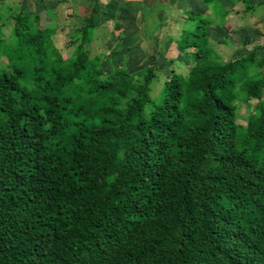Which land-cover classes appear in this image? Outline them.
Masks as SVG:
<instances>
[{"label": "trees", "instance_id": "16d2710c", "mask_svg": "<svg viewBox=\"0 0 264 264\" xmlns=\"http://www.w3.org/2000/svg\"><path fill=\"white\" fill-rule=\"evenodd\" d=\"M205 1L159 102L155 66L89 55L96 4L66 58L38 12L0 16V264H264V56L216 55Z\"/></svg>", "mask_w": 264, "mask_h": 264}, {"label": "rangeland", "instance_id": "374dc122", "mask_svg": "<svg viewBox=\"0 0 264 264\" xmlns=\"http://www.w3.org/2000/svg\"><path fill=\"white\" fill-rule=\"evenodd\" d=\"M216 1L218 5L219 1ZM56 3V0H0V16L4 18L11 12L19 10L38 12L42 28L46 26L47 22L57 28L52 36L53 42L62 57L66 58L73 53V46L68 45L69 31L80 26V15L92 14V1L83 2L81 12L79 9H74L72 14H69L67 8L64 9L63 6ZM136 6V4L128 5L127 11L130 15L135 11ZM168 6L170 4L157 3L149 8L142 3L139 15L136 12L134 17L124 19L119 14L107 11L105 16H101L98 20L103 24L99 29H94L93 40L88 44L90 56L102 54L101 65L105 72L120 65L126 66L130 72L149 64L155 66L158 72L152 82L150 94L156 102L161 99L162 85L170 75V69L174 68L176 72L186 74L187 68L191 65L187 50L180 49L177 45L181 30L180 20H177V25L174 26L173 22H176L173 21L174 18L170 17L165 20V17L161 19L157 17ZM50 8L52 10H48L49 14L51 11L53 14L49 17L52 18L54 15V19L48 18L46 15L45 10ZM188 13L184 12L181 15L184 21ZM218 13L214 12V16H217L214 24L223 27L225 18ZM162 22L165 24L160 26ZM230 22L236 26V30L226 32L222 28H218L216 33L210 35L211 46L216 51V55L223 60L233 59L245 50L255 47L256 58L264 56V5L254 6L248 13H244L240 18H233ZM115 23H121L122 27L117 28ZM9 29L10 27L4 29L7 35ZM220 39L227 41V44L219 43ZM242 42L246 44L244 45ZM262 71L264 73V67H262ZM249 111L250 109L245 106L240 108L243 115ZM238 122L244 124L245 120L241 119Z\"/></svg>", "mask_w": 264, "mask_h": 264}, {"label": "crops", "instance_id": "0c3cea01", "mask_svg": "<svg viewBox=\"0 0 264 264\" xmlns=\"http://www.w3.org/2000/svg\"><path fill=\"white\" fill-rule=\"evenodd\" d=\"M85 1H92V6L96 4L97 12L93 13L92 17L95 23V29H99L100 26L103 24L101 22H98L101 16H105V13L113 12L114 14H119L123 19L124 18H132L134 15L139 13L140 6L142 3L145 4L146 7L151 8L150 6L160 3L170 4L165 10H163L162 14H158L157 17L159 19L164 18L165 20L169 19L170 17L174 18L173 25H177V20L179 21V25L182 27L183 25V19L181 15L184 14V12H200V13H206L208 15H212L213 10L211 5L205 4V0H56V4H59L63 6V8H67V11H69V14H72L74 9H81V4ZM219 3L222 5V7L227 11L226 20L224 23V26H217L214 25L213 27H210L208 29V35L210 38V35L213 33H216V30L223 29L224 31L228 30H236V26H233L231 24L230 20L233 18H240L244 13H248L250 10L246 9V5L243 0H218ZM248 4H252L253 6H259L257 4L261 3L262 0H247ZM129 4H136L135 11L130 15L127 11ZM264 5V4H262ZM77 7V8H76ZM47 10H52L46 9ZM246 11V12H244ZM52 12V11H51ZM118 12V13H117ZM254 13V12H252ZM53 14V13H52ZM79 14V13H78ZM80 15V14H79ZM139 15V14H138ZM70 16V15H69ZM85 14L80 15V20L82 17H85ZM89 16V15H87ZM140 17V16H139ZM50 18V17H48ZM122 22V19H121ZM128 24V22H127ZM165 23L162 22V25ZM161 25V26H162ZM124 27V26H123ZM161 28V27H160ZM159 28V29H160Z\"/></svg>", "mask_w": 264, "mask_h": 264}]
</instances>
